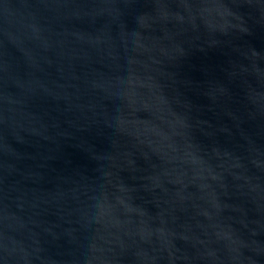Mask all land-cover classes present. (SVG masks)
<instances>
[{"label": "water", "instance_id": "obj_1", "mask_svg": "<svg viewBox=\"0 0 264 264\" xmlns=\"http://www.w3.org/2000/svg\"><path fill=\"white\" fill-rule=\"evenodd\" d=\"M0 264H264V0H0Z\"/></svg>", "mask_w": 264, "mask_h": 264}]
</instances>
